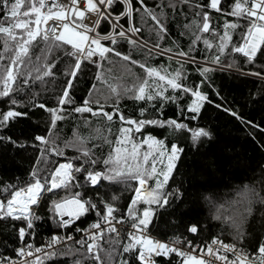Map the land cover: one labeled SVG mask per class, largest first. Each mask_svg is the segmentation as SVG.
I'll return each instance as SVG.
<instances>
[{
	"label": "trees",
	"instance_id": "1",
	"mask_svg": "<svg viewBox=\"0 0 264 264\" xmlns=\"http://www.w3.org/2000/svg\"><path fill=\"white\" fill-rule=\"evenodd\" d=\"M170 0H145L147 6L157 14L162 11L161 17L168 29V35L160 39L154 22L141 10L134 14L131 21L127 17L121 19L120 24L125 29L134 23L142 31L135 35L139 46L129 44L126 39H119L116 45L110 41H103L106 46L115 47L117 51L130 55L133 60L145 63L148 66L164 68L168 72L180 69L186 78L182 83L188 87L198 89L206 94L208 101L203 102V107L196 120L187 111L194 97L190 93H173L169 89L166 95L182 97L176 103L165 102L161 109L159 100L146 102L136 101L132 93L122 94L119 98V109L126 118L132 119H176L192 129L203 128L211 133V138L202 137L199 142L193 143L191 134L187 131H176L169 127L146 126L140 133H133L136 140H142L148 135L163 140L168 149L173 144L183 148L180 159L176 163L172 179L167 186L168 191L179 190V197L170 198V204L164 209L158 210L154 223L149 230L160 239H173L176 236L188 237L195 243L206 244L215 238L226 243L235 244L249 254H255L261 243H264V204L253 202L252 211L244 221V237L237 239L236 231L227 218L235 215V210L240 207L236 202L241 198L240 193L251 188L264 196V78L253 75L254 72L264 74V51L257 54L254 63H248L240 53L232 52V45L239 46L242 43V34L248 27L245 19L226 16L222 13L210 11L211 26L216 33L223 35L226 22L237 23L240 27L229 30L232 40L226 52L221 56V63H212L213 57L218 55L216 47L208 50L203 44V39H208L214 45L219 42V36L210 33L201 34L197 23L202 22V14L195 5H207L209 0H190V4L177 3L175 9L168 7ZM235 0H222L225 12L231 11V5ZM162 5L163 7H161ZM134 7H139L135 4ZM124 10L122 4L114 6L112 11L119 14ZM0 10V23L6 24L4 12ZM203 11H209L207 7ZM188 25L189 27H185ZM100 34L111 32V27L104 22L100 26ZM195 34V35H194ZM200 35L201 40L196 41L195 36ZM159 43L160 48L153 47ZM144 45H147L145 47ZM51 47L47 42L37 40L31 49V63L28 68L44 62L55 63L52 69L54 76L46 77L43 81L29 80L25 85L24 77L17 80L19 90L15 91L12 98L28 105L35 99L39 103H45L49 108L57 107L58 97L62 94L67 80V73L72 70L75 59L65 55V47H52L51 54L45 56V49ZM152 52L149 53V49ZM172 49V52L161 55V50ZM183 50L188 56L178 57L175 53ZM3 52V40L0 38V53ZM5 59L0 64H8L6 58L10 53H5ZM36 57H41L40 61ZM172 57V59H170ZM195 58V62L192 58ZM111 61V63H109ZM231 64L232 67H228ZM181 65L183 67L181 68ZM204 68L213 69L201 75ZM21 68L20 71H26ZM2 71V69H0ZM35 74V73H33ZM97 75L107 79L109 83H119L123 86H131L139 83L144 77V71L138 65L123 61L121 58L109 54L108 59L99 60L97 63L85 61L77 79L73 82L71 96L75 100L72 105H66L68 109L65 119L57 122V127L52 130L50 139L59 146L64 153L57 156L47 151L53 145H42L35 139L36 136H49L51 117L49 113L39 108L29 106L18 107L16 110L27 112V117L11 121L9 125L0 129V200H7L11 193L5 192L7 185L23 187L30 182L34 169L39 170L41 177L50 176L51 172L60 164L72 161L79 166L83 159H77L81 153L74 148H66L65 143L73 140L74 135H95V129L99 128L103 135L115 141L121 122L114 118L113 122L106 121L103 117L92 116L90 113L78 114L73 108L83 104L85 99L99 101L104 110L113 111L117 103L108 86L97 80ZM95 86V87H93ZM210 101V102H209ZM153 105H155L153 107ZM95 109L97 104L92 103ZM219 106V107H218ZM10 107L9 98H0V111H7ZM147 109L144 116H140V110ZM227 109V111H226ZM237 113L233 116L231 113ZM127 127V125H124ZM111 128V135L106 129ZM11 138L10 142L8 138ZM99 144L94 148V159L102 160L111 150L108 144L95 139L88 144ZM146 147V146H145ZM45 150V158H41V151ZM89 170L102 171L104 166L98 163L94 169L85 164ZM75 182L79 186H70L67 190L60 189L51 193L42 194L38 205H34L33 212L38 219L33 220V228L27 229V223L23 220L5 218L0 220V262L14 258L16 249L22 244H31L33 248L40 247L44 240L52 236L72 235L74 241L67 244L74 248H80L75 241L87 239L79 234L93 223L101 220L105 212L101 201L113 203L120 210L115 213L117 217L126 214L128 205L134 196L137 187L135 181L108 182L101 181L97 186H91L85 179V173H74ZM154 186V181H149ZM76 192L81 193L82 200H90L97 205L68 227H61L60 217L53 209L52 202L63 198H70ZM119 199L113 201L112 197ZM144 207V205H141ZM99 211L101 216H97ZM217 215L221 219H216ZM122 228L121 240L126 242L130 223L125 222ZM190 224H196L199 228L197 235L190 234L187 229ZM24 227L28 234L21 239L19 228ZM80 229L81 231H77ZM108 237L101 241L102 246L110 247ZM119 247V246H117ZM86 249L80 248L82 254ZM66 251V245L54 251ZM103 256V254H102ZM43 264H74V260L81 256L56 255L51 258L43 255ZM130 264H139L133 255L125 254ZM118 259V257H117ZM157 264H180L181 258L174 254L168 257H157ZM32 264V263H26ZM84 264H95L93 260H84Z\"/></svg>",
	"mask_w": 264,
	"mask_h": 264
},
{
	"label": "snow or ice",
	"instance_id": "2",
	"mask_svg": "<svg viewBox=\"0 0 264 264\" xmlns=\"http://www.w3.org/2000/svg\"><path fill=\"white\" fill-rule=\"evenodd\" d=\"M81 3H83V7L80 6ZM179 3L190 4V0H179ZM118 4H122L124 10L119 14H115L112 9ZM135 4L139 7H134V0H68V3H60L59 0H0V10H6L3 17L6 24L0 23V38L3 40V52L0 53V60L5 59V53H10L6 57L8 64H0V69H2L0 71V98H9L10 104L7 111H0V129L7 127L11 121L28 116L27 112L16 110L18 107L29 106L33 109H42L49 113L51 117L49 136H36L35 139L42 145L52 144L53 146L47 151L62 156L64 153L50 137L52 130L57 127V122L66 118L64 113L68 109L65 106L75 103L70 93L73 82L77 79V75L85 61L95 62L93 58L97 56L100 60H106L109 54H112L123 61L130 62L132 65H138L145 74L142 79L138 78L139 83L132 84L130 87L116 82L109 83L107 79L97 75L96 79L102 80L117 100V103L113 106V111H105L104 106L100 105L99 101L93 102L90 99H85L82 105L73 108L72 111L78 114L90 113L94 117H103L108 122H113L114 118L118 119L121 122V127L118 129L115 141L110 140L107 135H103L99 128L95 129V135L82 136L79 133L75 134L72 141L65 143V147L74 148L80 152L81 156L77 159H86H83L79 166H75L72 161L60 163L51 172V175L46 177H41L39 170L34 169L31 173L30 182L23 187L7 185L4 191H10L11 195L7 200H0V220L5 218L23 220L27 223V229L33 228V220L38 219V217L34 215L32 206L38 205L42 194L60 189L67 190L70 186L78 187V182H75L74 185V173L84 172L85 179L91 186H97L101 181H135L137 187L134 189V196L128 205L126 214L117 217L115 213L120 210L115 204L102 200L101 203L104 205L105 212L101 220L93 223L90 229L84 230L87 239L75 241V244L80 245V248H84L86 245L85 251L81 254L80 248L66 245V251L48 252L45 253L46 257L51 258L58 254L81 256L82 258L74 260V264H84V260L89 259L95 261V264H130L129 259L125 258V254H134V258L139 264H157V257L170 258L174 254L181 258L180 264H215V261H220L222 264H264V243L258 246L255 254H249L235 244H226L219 239H213L211 244L206 246V250L205 248L200 249L201 255L197 256L192 253L196 252L199 246L194 245L186 237L176 236L171 242H167L156 239L149 234V227L153 225L157 211L169 206L170 198L182 195L179 190L168 191L167 186L172 179L183 148L173 144L168 149L163 140L151 135L138 141L134 138L133 133H140L146 126L169 127L176 131L189 132L194 144L199 142L202 137L210 139L211 133L203 128H189L187 124L176 119L136 120L126 118L123 112L120 111L119 98L122 94L127 93H132V98L136 101L152 102L159 100L161 109L165 102L176 103L182 97L166 95L171 89L173 93H190L194 97L187 111L193 114L190 118L196 120L203 107V102L208 101L206 94L182 83V80L186 77L179 68L174 72H168L164 68L148 66L145 63L133 60L130 55L117 51L115 47H109L102 43V41H110L112 45H116L118 40L123 38L129 44L139 46L138 41L133 39L132 36L139 34L142 29L136 27L134 23H130V26L125 29L120 21L124 17L131 21L134 14L141 10L154 22L160 39L168 35L167 26L161 18L164 15L163 11L157 14L147 6L145 0H135ZM221 5L222 0H209L207 5H195L196 8L200 9V12L196 14H202V22L196 25L200 33L211 32L213 35L219 36V42L215 45L208 39H203V44L208 50L213 49V47L218 50L219 54L213 57L212 63L217 65L221 63V56L226 52L232 40L229 30H234L240 25L226 22L223 35H220L211 26L210 11L248 21V27L242 34V43L239 46L232 45V52L240 53L247 59L248 63H254L257 54L264 51V0H235L231 5V11L227 12ZM167 6L175 9L177 3L170 0ZM205 7L209 11H203ZM93 16L95 19L91 20ZM86 20L91 22L86 23ZM50 21L52 23H49ZM104 22L110 25L111 32L101 35L99 29ZM185 27L189 26L185 25ZM38 39L47 42L51 46L45 49V56L51 54L52 47H65L64 54L75 59L72 70L67 73L70 78L67 80L62 94L58 97L57 107L54 108H49L45 103H39L35 99L25 105L21 101L12 98L14 92L19 90L17 80L20 77H24L23 83L27 85L29 80L43 81L46 77L54 76L52 69L55 67V63L44 62L28 68V64L32 60L31 49ZM199 40H201V36L196 35L193 48L196 41ZM144 46L147 47V45ZM153 47L159 49L160 44L157 43ZM151 52L152 49L150 48L149 53ZM168 52H172V49H162L161 55ZM175 56L185 57L188 56V53L181 50L176 52ZM41 59V57H36L37 61ZM192 61L195 62L194 57ZM182 67L183 65H181ZM228 67H232V65L229 64ZM21 68L27 70L21 72ZM212 70L204 68L201 70V75H205ZM252 74L264 78V74L260 72ZM92 103L97 104L95 109L91 106ZM146 111L147 109H141L140 116L143 117ZM231 114L233 116L237 115L235 112ZM124 125H127V127ZM106 131L108 135H111L110 127ZM0 139L4 138L0 137ZM95 139L102 140L111 148L107 157L102 160L93 158V149L100 147L99 144H93L91 148L88 147V144ZM8 140L15 143L11 141L10 137ZM41 158H45V150L41 151ZM98 163L104 166V170L94 171L84 167L87 164L94 169ZM150 180L154 181V186L149 185ZM80 197L81 193L76 192L70 198L66 197L59 202H52L53 209L60 217L61 227L70 226L76 220H79L81 216L97 208L95 203L90 200H82ZM240 197L236 202L240 207L236 208L235 215L228 217L226 222H230L235 229L237 239L242 240L244 237L243 224L252 211V204L253 202L264 204V196L254 189L247 188L240 193ZM118 199L117 196L112 197L113 201ZM141 205H144V207H141ZM96 215L101 216V213L97 211ZM65 216H68L69 219H64ZM215 218L221 219V216L217 215ZM125 222L130 223L126 242L121 240L120 230L116 227L117 224H124ZM102 223L106 227L102 228ZM77 231L81 230L77 229ZM187 231L192 235H197L199 228L196 224H190ZM26 234H28L26 228H19L21 239ZM106 236L110 245L107 249L101 244ZM73 240L74 237L71 235L53 237L48 247L53 248L65 241ZM182 244H186L188 248L192 249V252L179 247ZM27 248L28 251L21 248L19 254L21 256H34L35 253L43 251L42 248H36L34 253L31 251L32 245H28ZM221 249L224 252L233 253L234 259L230 260L227 255L220 254ZM205 256L209 259H205ZM9 264H16V262L10 261ZM32 264H43V259L37 256Z\"/></svg>",
	"mask_w": 264,
	"mask_h": 264
},
{
	"label": "built area",
	"instance_id": "3",
	"mask_svg": "<svg viewBox=\"0 0 264 264\" xmlns=\"http://www.w3.org/2000/svg\"><path fill=\"white\" fill-rule=\"evenodd\" d=\"M59 2H60V3H68V0H59ZM80 6L83 7V3H81ZM45 10H46V9H45ZM94 19H95L94 16L91 17V20H94ZM85 22H86V23H89V22H91V21H90V20H86ZM49 23H52V22L50 21ZM101 35H104V34H101ZM130 35H131V34H130ZM132 38H133V39H136V36L133 35ZM102 43H103V41H102ZM99 60H100V58L97 56V57H94V58H93V61H95V62H92V61H89V62H91V63H97ZM101 226H102V228H103V227H106L103 223L101 224ZM124 226H125V224H117V225H116V227L120 230V236H121L122 228H123ZM125 228L128 229V231H129V230H130V225H127ZM88 229H90V226H89L86 230H88ZM92 231H95V230H92ZM149 234H150L151 236H153L154 238L159 239V240H162V241H167V242H171V241H172L171 239H160L159 237H156V236H155L150 230H149ZM66 236H68V235H60L59 237H66ZM71 236H72V235H71ZM79 236H80V237H87L85 231L81 232V234H79ZM53 237H57V236H52V237H48V238H46V239L44 240V243H43L40 247H38V248H42V249H43V251L40 252V253H35V249H36V248H33V247H32V248H31V251H33V252L35 253L34 256H21V255L19 254V250H20L21 248H24L25 251H28L29 249L27 248V246H28V245H31V244H22L19 248L16 249V251H15L16 256H15L14 258H10V259H7V260L2 261V264H9L10 261H15L16 264L32 263L33 261H35V259H36L37 256H38V257H41V256L45 255V253L52 252V251H54V250H56V249H58V248H60V247H62V246H65V245L69 244L70 242H72V241H65L64 243H61V244H59V245H56V246H54L53 248H49L48 245H49V243L52 241V238H53ZM73 237H74V239H75V236H73ZM183 238H184V237H183ZM186 238H187L188 240H191V239H189L188 237H186ZM215 239H219V238H215ZM219 240H220V241H223V240H221V239H219ZM73 241H74V240H73ZM191 241H192V240H191ZM192 242H193V241H192ZM223 242H224V241H223ZM224 243H226V242H224ZM193 244H194V245H198L199 247L197 248L196 252H194V253H192V254L197 255V256H200V255H201L200 249H201V248H205V250H206V246L209 245V244H211V241L208 242V243H206V244H203V243L200 244V243H195V242H193ZM226 244H230V243H226ZM179 247L183 248L185 251L192 252V249L188 248L186 244L179 245ZM237 247H238V246H237ZM238 248H239V247H238ZM220 254H222V255H227V256L229 257L230 260H231V259H234L233 253H231V252H224L223 249H221V253H220ZM205 259H209V257H206V256H205ZM215 264H222V262H220V261H215Z\"/></svg>",
	"mask_w": 264,
	"mask_h": 264
},
{
	"label": "water",
	"instance_id": "4",
	"mask_svg": "<svg viewBox=\"0 0 264 264\" xmlns=\"http://www.w3.org/2000/svg\"><path fill=\"white\" fill-rule=\"evenodd\" d=\"M64 219H69V217L68 216H65Z\"/></svg>",
	"mask_w": 264,
	"mask_h": 264
},
{
	"label": "rangeland",
	"instance_id": "5",
	"mask_svg": "<svg viewBox=\"0 0 264 264\" xmlns=\"http://www.w3.org/2000/svg\"><path fill=\"white\" fill-rule=\"evenodd\" d=\"M33 207H34V205L32 206V210H33Z\"/></svg>",
	"mask_w": 264,
	"mask_h": 264
}]
</instances>
